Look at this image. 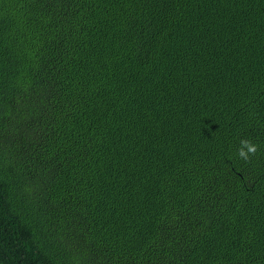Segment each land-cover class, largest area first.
<instances>
[{
	"label": "trees",
	"instance_id": "obj_1",
	"mask_svg": "<svg viewBox=\"0 0 264 264\" xmlns=\"http://www.w3.org/2000/svg\"><path fill=\"white\" fill-rule=\"evenodd\" d=\"M0 264H264V0H0Z\"/></svg>",
	"mask_w": 264,
	"mask_h": 264
},
{
	"label": "clouds",
	"instance_id": "obj_2",
	"mask_svg": "<svg viewBox=\"0 0 264 264\" xmlns=\"http://www.w3.org/2000/svg\"><path fill=\"white\" fill-rule=\"evenodd\" d=\"M260 145L253 142V140L249 137H242L239 140V146L236 150L237 156L248 162L251 157L255 156L258 153Z\"/></svg>",
	"mask_w": 264,
	"mask_h": 264
}]
</instances>
